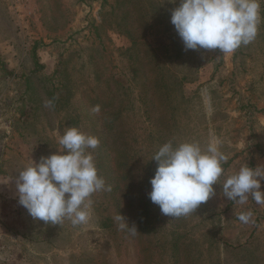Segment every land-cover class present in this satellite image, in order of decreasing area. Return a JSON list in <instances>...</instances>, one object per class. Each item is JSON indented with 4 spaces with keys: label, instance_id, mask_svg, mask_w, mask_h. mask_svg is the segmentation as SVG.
<instances>
[{
    "label": "rangeland",
    "instance_id": "rangeland-1",
    "mask_svg": "<svg viewBox=\"0 0 264 264\" xmlns=\"http://www.w3.org/2000/svg\"><path fill=\"white\" fill-rule=\"evenodd\" d=\"M178 4L0 0V264H264V205L229 200L222 187L245 163L264 166V0L244 55L186 50L170 20ZM72 126L99 139L90 151L111 190L92 194L86 223L35 220L18 202L16 177L57 152ZM210 132L228 156L215 194L178 218L153 203L152 230H142L137 198L151 191L154 154L169 141L205 147Z\"/></svg>",
    "mask_w": 264,
    "mask_h": 264
},
{
    "label": "clouds",
    "instance_id": "clouds-1",
    "mask_svg": "<svg viewBox=\"0 0 264 264\" xmlns=\"http://www.w3.org/2000/svg\"><path fill=\"white\" fill-rule=\"evenodd\" d=\"M175 2V0H173ZM261 0H179L171 12V23L183 41L186 50H219L222 54L234 52L242 44L251 43L257 35ZM206 110L211 111V96L201 91ZM52 102L47 101L46 106ZM94 110H98L94 109ZM220 140L213 133L205 147L199 142L185 141L173 146L164 143L154 154L157 162L150 178V200L160 207L163 215L172 218L186 216L214 194V184L222 173V164L228 156L220 150ZM57 152L32 160L16 177L18 202L29 215L39 221L60 224L69 219L75 224L88 221L93 193L108 190L98 174L90 149L99 145V139L68 127L59 138ZM264 166L250 167L247 163L226 178L223 194L229 200L246 204L251 198L264 205ZM251 212L240 213L238 219L249 222ZM119 227L132 235L138 230L121 214Z\"/></svg>",
    "mask_w": 264,
    "mask_h": 264
},
{
    "label": "trees",
    "instance_id": "trees-1",
    "mask_svg": "<svg viewBox=\"0 0 264 264\" xmlns=\"http://www.w3.org/2000/svg\"><path fill=\"white\" fill-rule=\"evenodd\" d=\"M261 14H262V17L264 19V6L261 9ZM238 48L239 49L237 50L236 54H242V55L246 54L244 52L242 46H240ZM34 53H36V52L34 51ZM0 62H1V59H0ZM2 64H4V63H2ZM36 67H37V68H35L36 70L37 69L41 70V66H39L38 62H36ZM59 70H57V69L55 70V75L54 76L58 77L60 75L58 73ZM29 83H30V80H29ZM62 86H63V84L61 82L54 83V86H52L53 88H52V92L51 93L54 95L56 93V90H58V89L61 90L62 89ZM104 158L106 159L105 152L100 146L99 152H98V168L99 167L102 168V164L99 161L103 160ZM107 165L109 166V172L110 173L112 172L113 175L115 176L116 170L114 169V167L111 164H109L108 162H107ZM223 165L226 166L227 164H223ZM112 180L114 181V179H112ZM137 201H139V208L137 210L136 218H138L140 223H141L140 228L142 230H149V228H147V227H150L151 220H152L151 216H152L153 202L150 200L148 192H146V191L145 192H141V195H139V197L137 198ZM150 229L152 230L151 227H150Z\"/></svg>",
    "mask_w": 264,
    "mask_h": 264
}]
</instances>
